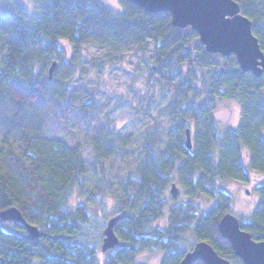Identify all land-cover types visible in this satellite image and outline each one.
I'll list each match as a JSON object with an SVG mask.
<instances>
[{
  "label": "trees",
  "instance_id": "1",
  "mask_svg": "<svg viewBox=\"0 0 264 264\" xmlns=\"http://www.w3.org/2000/svg\"><path fill=\"white\" fill-rule=\"evenodd\" d=\"M235 1L264 50V0ZM119 2L114 10L103 0H43L33 17L19 4L0 12V213L17 207L42 232L31 238L0 217V264H138L139 254L158 250L165 252L161 264H180L199 241L243 264L219 232L222 216L234 207L223 183L249 182L251 173L262 177L255 186L258 203L240 224L264 240V75L243 72L234 55L207 52L198 32L174 27L169 12ZM148 41L154 44L146 58L148 76L172 88L166 109L174 126L163 132V144L156 143L162 148L145 142L128 176L122 201L128 207L115 226L120 244L104 254L100 243L110 214L102 218L93 206L71 204L75 190L83 188L79 148L45 137L43 119L38 128H26L28 107L47 101L55 59L72 69L66 52L82 59L85 44L142 47ZM66 86L62 83L63 94ZM224 99L241 105L237 129L219 128L207 107ZM188 128L192 149L186 144ZM176 181L189 201L170 199L168 188ZM199 199L209 201L208 211ZM119 210L122 205L113 214ZM161 221H167L165 228Z\"/></svg>",
  "mask_w": 264,
  "mask_h": 264
},
{
  "label": "rangeland",
  "instance_id": "2",
  "mask_svg": "<svg viewBox=\"0 0 264 264\" xmlns=\"http://www.w3.org/2000/svg\"><path fill=\"white\" fill-rule=\"evenodd\" d=\"M42 1L0 0V12L10 11L19 4L33 17L38 15ZM103 2L114 10L121 8L119 0ZM153 49L154 44L148 41L142 47L132 43L105 47L85 44L82 59L66 52V59L73 63L72 69L62 64L60 58L55 59L58 62L53 74L55 82L52 80L54 87L47 101L28 107L26 128H38V121L43 119L45 137L61 139L79 148L84 166L83 188L75 190L71 204L93 206L102 218L110 214L105 223L128 207L125 201L122 203L128 196V176L145 142L162 148L156 143L163 144V132L174 126L166 109L172 88L148 76L146 58L153 55ZM62 83L67 85V94L61 90ZM207 103L219 128H238L242 108L237 101L224 99ZM189 124L193 130L195 124L191 121ZM176 129L172 130L175 137L178 136ZM2 139L0 135V142ZM250 177L249 182L223 183L233 197L232 213L239 219L249 218L259 200L255 186L262 177L255 173ZM176 183L179 187L177 202L189 201L182 186ZM168 195L173 198L170 187ZM198 203L202 211L209 210V201L199 199ZM121 205L122 210L113 214ZM167 224L161 221L159 226L165 228ZM164 255L165 252L159 250L144 251L138 255L137 263L161 264Z\"/></svg>",
  "mask_w": 264,
  "mask_h": 264
},
{
  "label": "water",
  "instance_id": "3",
  "mask_svg": "<svg viewBox=\"0 0 264 264\" xmlns=\"http://www.w3.org/2000/svg\"><path fill=\"white\" fill-rule=\"evenodd\" d=\"M142 9L159 13L167 11L171 14V24L178 28L191 27L197 31L202 44L209 53L223 56L234 55L243 72H252L254 76L264 75V50L259 38L253 32L252 21L241 11L235 0H128ZM53 61L49 69V77L57 67ZM186 144L192 149L193 141L190 128L186 130ZM172 197L177 198L179 187L176 182L170 186ZM247 193L249 191L247 190ZM4 221H12L28 232L31 238L42 235L39 227L28 222L22 211L10 207L0 213ZM121 216L111 217L104 229L101 245L102 253L114 249L120 244L115 226ZM219 232L233 248L235 255L243 264H264V240H256L252 234L243 229L240 219L232 212L224 214L219 222ZM201 259L206 264H233L230 259L221 256L207 241H199L188 251L180 264H193Z\"/></svg>",
  "mask_w": 264,
  "mask_h": 264
},
{
  "label": "bare ground",
  "instance_id": "4",
  "mask_svg": "<svg viewBox=\"0 0 264 264\" xmlns=\"http://www.w3.org/2000/svg\"><path fill=\"white\" fill-rule=\"evenodd\" d=\"M183 257H184V256H183ZM183 257H182V258H183ZM181 260H182V259H181Z\"/></svg>",
  "mask_w": 264,
  "mask_h": 264
},
{
  "label": "flooded vegetation",
  "instance_id": "5",
  "mask_svg": "<svg viewBox=\"0 0 264 264\" xmlns=\"http://www.w3.org/2000/svg\"><path fill=\"white\" fill-rule=\"evenodd\" d=\"M199 260V259H198Z\"/></svg>",
  "mask_w": 264,
  "mask_h": 264
}]
</instances>
